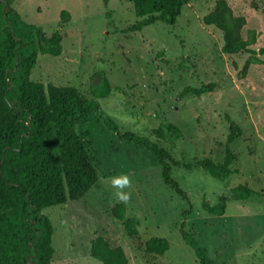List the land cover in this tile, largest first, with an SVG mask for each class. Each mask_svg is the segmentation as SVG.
Returning a JSON list of instances; mask_svg holds the SVG:
<instances>
[{
	"label": "rangeland",
	"instance_id": "rangeland-1",
	"mask_svg": "<svg viewBox=\"0 0 264 264\" xmlns=\"http://www.w3.org/2000/svg\"><path fill=\"white\" fill-rule=\"evenodd\" d=\"M29 24L43 28L50 37L63 36L59 57L39 54L31 79L45 85L73 86L99 104V112L77 118L76 127L99 174V183L83 198L43 210L54 226L55 254L51 264H101L91 257V242L104 237L112 248L122 247L129 264H200L194 250L181 236V227L206 250L212 264H264V203L229 201L222 217L202 208L215 206L239 185L264 193V57L222 52L223 34L206 26L203 18L216 0H189L175 26L163 23L132 32L140 19L124 0H11ZM237 16H244L248 31L255 30V51L264 48V0H228ZM63 11L70 21L61 24ZM111 23V25H109ZM253 57L245 78L241 71ZM105 76L113 92L94 98ZM215 83L211 93L189 94L187 87ZM230 116L242 130L231 144L235 154L224 181L195 165L204 159L222 163L225 158ZM165 123L179 128L183 137L158 141L153 129ZM121 134L132 133L165 148L181 166H172V177L187 193L178 195L163 180L155 156ZM132 179L126 219L139 223L132 240L124 222L107 210L119 204L111 187L114 178ZM191 210L188 218L184 212ZM167 239L164 256L146 255L145 243Z\"/></svg>",
	"mask_w": 264,
	"mask_h": 264
},
{
	"label": "trees",
	"instance_id": "trees-1",
	"mask_svg": "<svg viewBox=\"0 0 264 264\" xmlns=\"http://www.w3.org/2000/svg\"><path fill=\"white\" fill-rule=\"evenodd\" d=\"M134 7L140 21L130 28L141 32L143 28L163 23L175 26L189 0H124ZM70 21V13L63 11L61 24ZM203 22L223 34L222 52L225 55L241 53L264 57V48L252 49L258 33L248 31L243 37L247 20L237 16L228 0H216L214 9ZM111 25V23H109ZM63 36L55 32L48 37L43 28L27 23L12 6L11 0H0V264H51L55 254L53 246L54 226L43 214L52 206L66 204L83 198L99 183V174L85 142L76 127L77 118L99 112L95 99L86 98L73 86L45 85L31 79L39 54L59 57L63 53ZM250 58L243 70L245 78ZM99 74L93 77V97H109L113 88L104 76L95 88ZM97 80V81H96ZM216 84H204L200 88L187 87L179 99L192 94L202 96L215 90ZM230 134L224 161L215 163L207 158L195 166L208 171L215 179L224 181L236 172L232 164L235 154L231 144L242 136L241 128L226 116ZM122 141L133 142L150 151L162 167L165 184L178 195L188 199L187 193L172 177V166H181L159 144L132 133L121 134L112 125ZM158 141L183 137L182 131L171 123H165L151 131ZM229 201L264 203V193L239 185L211 206L203 201L202 208L211 215L222 217ZM110 217L124 222L125 232L132 240L139 235V223L126 219V205L119 203L107 210ZM191 210L184 212L188 218ZM181 236L190 246L200 264H212L206 250L192 234L181 227ZM170 249L167 239L152 238L145 243L146 255L164 256ZM91 257L101 264H129L122 247L112 248L104 237L91 242Z\"/></svg>",
	"mask_w": 264,
	"mask_h": 264
},
{
	"label": "clouds",
	"instance_id": "clouds-1",
	"mask_svg": "<svg viewBox=\"0 0 264 264\" xmlns=\"http://www.w3.org/2000/svg\"><path fill=\"white\" fill-rule=\"evenodd\" d=\"M111 187L116 189L114 196L116 200L120 203L127 204L131 200V192L126 191V189H131L132 179L128 175H123L112 179Z\"/></svg>",
	"mask_w": 264,
	"mask_h": 264
}]
</instances>
